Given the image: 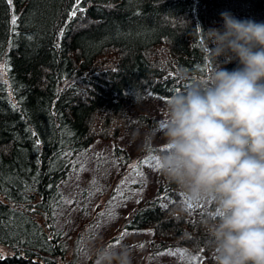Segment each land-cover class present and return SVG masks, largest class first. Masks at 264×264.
<instances>
[{"label": "trees", "instance_id": "16d2710c", "mask_svg": "<svg viewBox=\"0 0 264 264\" xmlns=\"http://www.w3.org/2000/svg\"><path fill=\"white\" fill-rule=\"evenodd\" d=\"M223 11L264 22V0H0V264H78L56 226L73 169L95 139H118L127 99L170 98L210 74L200 28H222ZM179 192L159 170L157 194L123 225L152 232L151 257L184 248L214 264L213 206L192 216Z\"/></svg>", "mask_w": 264, "mask_h": 264}, {"label": "clouds", "instance_id": "9594fccd", "mask_svg": "<svg viewBox=\"0 0 264 264\" xmlns=\"http://www.w3.org/2000/svg\"><path fill=\"white\" fill-rule=\"evenodd\" d=\"M220 16L222 28H200L210 74L166 102L157 161L186 206H213L214 264H264V22ZM93 254L95 264H132L124 244Z\"/></svg>", "mask_w": 264, "mask_h": 264}, {"label": "rangeland", "instance_id": "374dc122", "mask_svg": "<svg viewBox=\"0 0 264 264\" xmlns=\"http://www.w3.org/2000/svg\"><path fill=\"white\" fill-rule=\"evenodd\" d=\"M1 63L0 79L6 80L5 67ZM168 99L150 94L127 99L123 106L126 125L118 139L109 136L95 139L84 155L85 164L80 163L73 169L79 172H74L64 187L63 211L56 220V226L64 225L67 239L64 243L67 248L65 260L74 258L78 264H95V249L124 244L131 249L132 264H175L178 261L197 264L200 261L198 253L184 248H170L151 257L152 232H133L123 225L134 209L157 194L160 170L157 157L164 151L161 125ZM141 114L156 118L157 126L150 130L143 128L138 120ZM117 146L120 147V156L125 157L123 162L114 156ZM146 146L157 148V151H145ZM179 194L190 215L208 212V205L186 206L182 192ZM168 201L166 195L161 203L165 205Z\"/></svg>", "mask_w": 264, "mask_h": 264}, {"label": "snow or ice", "instance_id": "6c2138e0", "mask_svg": "<svg viewBox=\"0 0 264 264\" xmlns=\"http://www.w3.org/2000/svg\"><path fill=\"white\" fill-rule=\"evenodd\" d=\"M9 3H11V0H9ZM77 3H79V0H77ZM82 10V9H81ZM75 14H76V12H75V10L71 13V15L72 16H75ZM12 24H16V18L15 17H13V19H12ZM157 165L159 166V163H158V161H157ZM189 207H191V206H189Z\"/></svg>", "mask_w": 264, "mask_h": 264}]
</instances>
